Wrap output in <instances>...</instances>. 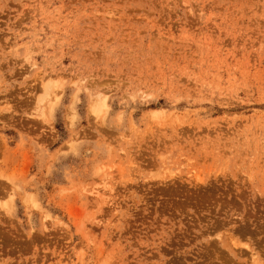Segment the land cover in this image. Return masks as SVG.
<instances>
[{
  "label": "rangeland",
  "instance_id": "1",
  "mask_svg": "<svg viewBox=\"0 0 264 264\" xmlns=\"http://www.w3.org/2000/svg\"><path fill=\"white\" fill-rule=\"evenodd\" d=\"M0 264H264V0H0Z\"/></svg>",
  "mask_w": 264,
  "mask_h": 264
},
{
  "label": "bare ground",
  "instance_id": "2",
  "mask_svg": "<svg viewBox=\"0 0 264 264\" xmlns=\"http://www.w3.org/2000/svg\"><path fill=\"white\" fill-rule=\"evenodd\" d=\"M46 87H49V85H48V86H46Z\"/></svg>",
  "mask_w": 264,
  "mask_h": 264
}]
</instances>
